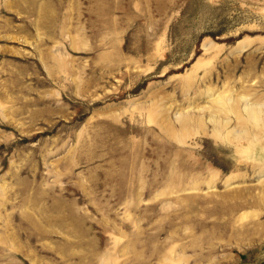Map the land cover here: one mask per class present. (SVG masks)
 Returning <instances> with one entry per match:
<instances>
[{
    "label": "rangeland",
    "instance_id": "1",
    "mask_svg": "<svg viewBox=\"0 0 264 264\" xmlns=\"http://www.w3.org/2000/svg\"><path fill=\"white\" fill-rule=\"evenodd\" d=\"M239 95L264 0H0V264H264Z\"/></svg>",
    "mask_w": 264,
    "mask_h": 264
},
{
    "label": "clouds",
    "instance_id": "2",
    "mask_svg": "<svg viewBox=\"0 0 264 264\" xmlns=\"http://www.w3.org/2000/svg\"><path fill=\"white\" fill-rule=\"evenodd\" d=\"M230 102L233 106L240 107V111L248 123H251L255 117L264 116V99L253 98L251 95H239ZM249 156L260 171V178L264 180V145H252Z\"/></svg>",
    "mask_w": 264,
    "mask_h": 264
},
{
    "label": "bare ground",
    "instance_id": "3",
    "mask_svg": "<svg viewBox=\"0 0 264 264\" xmlns=\"http://www.w3.org/2000/svg\"><path fill=\"white\" fill-rule=\"evenodd\" d=\"M263 95V94H262ZM222 98V97H221ZM229 99H231V98H229ZM220 100H222L223 101V99H220ZM227 102H228V100H227ZM230 102V101H229ZM221 103V102H220ZM225 103V102H224ZM228 104V103H227ZM224 105V104H223ZM230 106V105H229ZM227 108V107H226ZM222 109V108H221ZM228 109V108H227ZM239 110V109H238ZM231 111V110H230ZM235 112V111H234ZM225 113H226V111H225ZM241 116V115H240ZM239 116V117H240ZM243 116V115H242ZM261 118V117H260ZM242 119H244V117L242 118ZM256 119V118H255ZM186 128V127H185Z\"/></svg>",
    "mask_w": 264,
    "mask_h": 264
}]
</instances>
